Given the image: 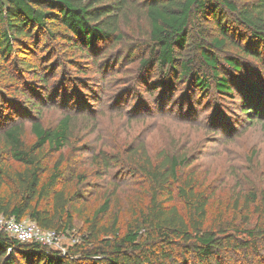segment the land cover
<instances>
[{
  "label": "rangeland",
  "instance_id": "1",
  "mask_svg": "<svg viewBox=\"0 0 264 264\" xmlns=\"http://www.w3.org/2000/svg\"><path fill=\"white\" fill-rule=\"evenodd\" d=\"M108 1L117 7L113 12L120 39L113 36L92 48L72 50L63 27L48 22L46 29L19 38L13 53L0 58V160L6 166L21 167L6 152L2 131L20 123L23 140L33 143L31 123L37 114L32 103L40 106L44 127L55 126L65 115L71 117L67 144L59 151L45 148L41 154L47 170L60 162V186L75 195L71 227L59 230L49 247L63 254L72 252L82 242L93 210L106 197L110 209L104 222L116 215L120 232H124L127 221L149 199L150 182L142 172V161L147 156L159 160L164 153L185 156L178 183L189 178L196 182V190L209 196L207 223L215 228L218 224L235 227L227 233L231 244L221 252V264H264V236L249 241L246 233L236 231L255 224L264 227L260 202L264 193V119L245 121L237 91L232 95L212 89L199 92L188 80L170 82L171 86L165 79L161 81L156 65H142L154 49L145 11L149 0H104ZM230 1L238 9L260 11L264 17V0ZM222 8L220 20L233 44L227 43L221 52L214 50L221 63L225 54L257 44L236 13ZM207 16L197 15L191 26L203 38L202 44L211 48V38L219 35L215 22ZM258 45L262 51L264 43ZM185 54L179 57L185 60L193 53ZM193 61L197 62L195 56ZM195 71L213 84L201 66L196 65ZM259 76L251 78L259 83ZM176 187L177 182L172 185L171 202L183 211ZM251 191L258 199L246 210L243 204ZM239 244L242 246L237 248ZM191 261L195 262L189 255Z\"/></svg>",
  "mask_w": 264,
  "mask_h": 264
},
{
  "label": "trees",
  "instance_id": "2",
  "mask_svg": "<svg viewBox=\"0 0 264 264\" xmlns=\"http://www.w3.org/2000/svg\"><path fill=\"white\" fill-rule=\"evenodd\" d=\"M222 7L236 13L240 25L257 44L243 46L233 55L225 54L221 63L215 52H221L227 43L233 44L226 24L220 20ZM114 9L117 7L112 1L104 0H0V58L13 53L19 38L27 39L35 29H46L48 22H58L63 27L72 50L92 48L113 36L120 39ZM145 11L154 49L151 57L142 61L143 66L156 65L160 80L165 79L164 83L170 86V82L182 79L199 92L212 89L217 94L232 95L237 91L245 121L264 119V47L260 51L258 45L264 43V17L260 11L238 9L230 0H149ZM197 15H208L215 22L219 36L211 38L212 50L192 31ZM189 52L192 57H179ZM194 56L197 62L193 61ZM196 65L204 69L213 84L203 74L197 76ZM255 75H260L259 83L251 78ZM38 108L32 103L37 114L31 123L33 143L23 140L20 123L10 124L2 131L6 152L21 167L10 169L0 160V214L17 220L27 217L41 228L64 231L72 224L75 195L60 186V162L47 170L41 154L45 148L59 151L67 144L72 121L65 115L55 126L44 127ZM159 158L153 161L147 156L142 161V172L150 182L149 199L127 221L124 232H120L116 215L104 222L110 209V198L106 197L93 210L87 232L72 252L63 254L0 232V264H221V252L230 243L231 234L227 233L235 231L231 229L235 227L218 224L215 228L207 223L209 196L196 190V182L189 178L178 183L185 156L161 153ZM175 182L183 211L171 202ZM246 199L243 207L248 210L249 203H256L258 196L251 191ZM260 202L264 213V193ZM245 219L247 222L248 216ZM243 229L236 231L246 233L249 241L264 236V227L256 224ZM189 255L195 262H188Z\"/></svg>",
  "mask_w": 264,
  "mask_h": 264
},
{
  "label": "built area",
  "instance_id": "3",
  "mask_svg": "<svg viewBox=\"0 0 264 264\" xmlns=\"http://www.w3.org/2000/svg\"><path fill=\"white\" fill-rule=\"evenodd\" d=\"M0 232L20 242H38L45 246H50L58 237V232L41 228L30 218L17 220L14 217H5L3 214H0Z\"/></svg>",
  "mask_w": 264,
  "mask_h": 264
}]
</instances>
